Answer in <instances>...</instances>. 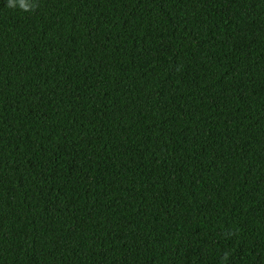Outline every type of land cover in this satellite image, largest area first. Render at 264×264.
<instances>
[{
  "label": "trees",
  "instance_id": "1",
  "mask_svg": "<svg viewBox=\"0 0 264 264\" xmlns=\"http://www.w3.org/2000/svg\"><path fill=\"white\" fill-rule=\"evenodd\" d=\"M30 2L0 0V264H264V0Z\"/></svg>",
  "mask_w": 264,
  "mask_h": 264
},
{
  "label": "clouds",
  "instance_id": "2",
  "mask_svg": "<svg viewBox=\"0 0 264 264\" xmlns=\"http://www.w3.org/2000/svg\"><path fill=\"white\" fill-rule=\"evenodd\" d=\"M19 7L20 10L23 11H35L39 5L35 2H30V0H7L6 7L9 9H14ZM230 258V253L225 251L222 256V262L227 261Z\"/></svg>",
  "mask_w": 264,
  "mask_h": 264
}]
</instances>
